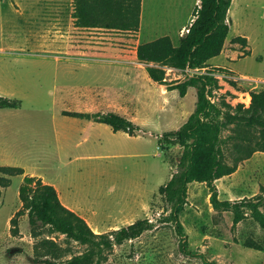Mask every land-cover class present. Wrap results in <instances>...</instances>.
Instances as JSON below:
<instances>
[{
    "label": "rangeland",
    "instance_id": "374dc122",
    "mask_svg": "<svg viewBox=\"0 0 264 264\" xmlns=\"http://www.w3.org/2000/svg\"><path fill=\"white\" fill-rule=\"evenodd\" d=\"M198 3L142 0L139 35L77 27L74 0H0V96L21 101L17 109H0V166L21 167L59 189L96 234L142 219L156 224L106 250L101 264H204L181 252L174 224L159 221L169 207L158 189L177 169L182 148L160 145L158 138L185 123L195 109L196 90L189 88L181 97L169 85L153 82L136 56L140 43L165 35L178 43L179 29L194 20ZM229 9L223 52L208 67L220 68L215 71L220 89L213 99L235 106L264 89V0H233ZM237 36L246 44L235 41ZM165 73L168 84L186 77L173 68ZM64 112H113L141 131H113ZM232 128L227 125L222 137ZM236 129L258 136L264 146L256 127ZM233 142L227 143V152H233ZM238 166L233 175L215 181L219 200L250 198L264 186V151ZM10 179V186L1 189L0 264H44L49 255L39 243L47 236L62 248L60 260L84 252V245L47 230L34 237L26 215L18 218L13 233L10 220L21 208L23 176ZM180 222L188 248L208 260L264 264V249L243 244L252 239L264 247V230L249 216L232 227L233 213L212 206L205 183L188 185Z\"/></svg>",
    "mask_w": 264,
    "mask_h": 264
},
{
    "label": "trees",
    "instance_id": "16d2710c",
    "mask_svg": "<svg viewBox=\"0 0 264 264\" xmlns=\"http://www.w3.org/2000/svg\"><path fill=\"white\" fill-rule=\"evenodd\" d=\"M232 0H199L194 12V20L187 27L189 31L173 43L169 36H163L137 46V59L146 64L148 77L160 85H169L183 97L189 88L196 90L194 111L185 123L175 130L165 132L158 138L160 145L178 144L182 153L177 169L171 178L158 189L168 207L167 216L160 222H171L180 236L179 247L182 253L200 258L204 264H219L208 260L203 254L188 248L186 234L180 222V215L187 203L188 185L192 182L205 183L209 188L212 206L217 210H229L233 213L235 227L246 216L251 217L264 230V186L260 192L250 198L240 200H219L215 181L234 173L240 162L256 151H264V146L256 136L241 132L238 126L250 129L256 127L260 137H264V89L250 93L251 103L245 108L242 104L232 106L224 98L213 99L214 92L220 89L218 79L209 74H190L187 70L209 68L211 59L219 56L228 36L230 25L227 14ZM142 0H74L75 25L80 28H103L122 31H139ZM235 41L246 44V38L237 36ZM185 72L182 82L168 84L165 68ZM234 85V82H231ZM21 101L0 96V109H17ZM65 115L103 123L113 131H123L132 135L141 131L134 122L113 112H64ZM233 125L231 134L222 137L223 129ZM255 139V140H254ZM234 141L232 151L227 152V143ZM230 159V161H228ZM1 189L9 187L12 177L23 176L18 196L21 208L10 222L12 232H18V218L26 215L31 233L40 236L44 230L48 234H60L65 240L84 245L81 254L60 260L62 248L48 238L42 239L40 247L49 255L44 264H101L104 252L127 240L140 237L145 231L155 227V223L142 219L110 232L96 234L87 221L66 207L60 200L56 188L36 176L25 174L21 167L0 166ZM243 244L251 249L263 250L264 247L252 239Z\"/></svg>",
    "mask_w": 264,
    "mask_h": 264
},
{
    "label": "built area",
    "instance_id": "2783aa9c",
    "mask_svg": "<svg viewBox=\"0 0 264 264\" xmlns=\"http://www.w3.org/2000/svg\"><path fill=\"white\" fill-rule=\"evenodd\" d=\"M188 31H189L188 28L183 29L182 30V35H184ZM187 72L190 73V74L209 73V74H211V75H213V76L216 77L215 73H213V72H207V70H205V68H203V69H191V70L189 69V70H187ZM240 101H241L242 105H244V107L247 108V107H249V105L251 103V96L248 94L247 97H246V99H241Z\"/></svg>",
    "mask_w": 264,
    "mask_h": 264
},
{
    "label": "crops",
    "instance_id": "0c3cea01",
    "mask_svg": "<svg viewBox=\"0 0 264 264\" xmlns=\"http://www.w3.org/2000/svg\"><path fill=\"white\" fill-rule=\"evenodd\" d=\"M231 3H232V2H231ZM140 20H141V19H140ZM192 21H193V20L190 19L189 25H190V23H191ZM189 25H184V26H182V27L179 29L178 38H179L180 36H182V30L185 29V28H187ZM138 34L140 35V27H139ZM165 36H167V35H165ZM222 52H223V50H222ZM222 52H221V53H222ZM209 63H211V60L209 61ZM244 77H245V76H244ZM238 167H239V166H238ZM237 170H238V168H237ZM237 170H236V171H237ZM236 171H235L234 173H236ZM234 173H232V175H233ZM56 190H57V192H58V195H59V198H60L61 202H62L66 207H68L69 209H71L72 211H74V212H76V213L78 214V212H80L79 209H78L77 207L72 206L70 203H67L66 201H64L63 196H62V192H61L59 189H57V188H56ZM255 195H256V194H255ZM81 216H82V215H81ZM86 221H87V220H86Z\"/></svg>",
    "mask_w": 264,
    "mask_h": 264
},
{
    "label": "bare ground",
    "instance_id": "6f19581e",
    "mask_svg": "<svg viewBox=\"0 0 264 264\" xmlns=\"http://www.w3.org/2000/svg\"><path fill=\"white\" fill-rule=\"evenodd\" d=\"M167 1H169V0H167ZM233 1V0H232ZM166 5V4H165ZM168 7V6H167ZM230 10V9H229Z\"/></svg>",
    "mask_w": 264,
    "mask_h": 264
}]
</instances>
